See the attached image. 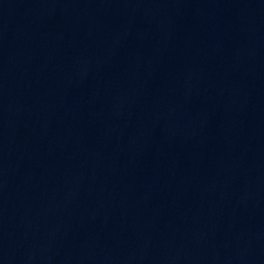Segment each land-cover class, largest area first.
Instances as JSON below:
<instances>
[{
	"label": "water",
	"instance_id": "obj_1",
	"mask_svg": "<svg viewBox=\"0 0 264 264\" xmlns=\"http://www.w3.org/2000/svg\"><path fill=\"white\" fill-rule=\"evenodd\" d=\"M0 264H264V0H0Z\"/></svg>",
	"mask_w": 264,
	"mask_h": 264
}]
</instances>
